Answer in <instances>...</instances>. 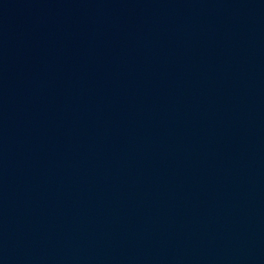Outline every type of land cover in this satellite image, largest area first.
<instances>
[{"label": "water", "instance_id": "1", "mask_svg": "<svg viewBox=\"0 0 264 264\" xmlns=\"http://www.w3.org/2000/svg\"><path fill=\"white\" fill-rule=\"evenodd\" d=\"M0 264H264V0H51L2 42Z\"/></svg>", "mask_w": 264, "mask_h": 264}]
</instances>
